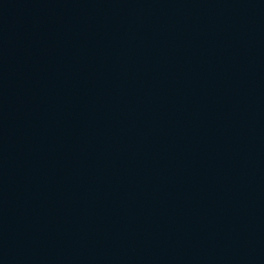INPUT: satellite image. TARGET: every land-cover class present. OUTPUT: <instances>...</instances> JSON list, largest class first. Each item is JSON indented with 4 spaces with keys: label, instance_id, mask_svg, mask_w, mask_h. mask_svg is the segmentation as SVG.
Instances as JSON below:
<instances>
[{
    "label": "water",
    "instance_id": "95a60500",
    "mask_svg": "<svg viewBox=\"0 0 264 264\" xmlns=\"http://www.w3.org/2000/svg\"><path fill=\"white\" fill-rule=\"evenodd\" d=\"M0 264H264V0H0Z\"/></svg>",
    "mask_w": 264,
    "mask_h": 264
}]
</instances>
